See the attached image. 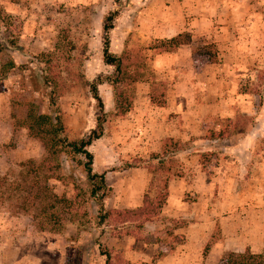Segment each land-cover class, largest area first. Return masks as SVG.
<instances>
[{"label": "rangeland", "instance_id": "rangeland-1", "mask_svg": "<svg viewBox=\"0 0 264 264\" xmlns=\"http://www.w3.org/2000/svg\"><path fill=\"white\" fill-rule=\"evenodd\" d=\"M110 12L116 16L108 31L109 52L135 50L144 67V77L132 87L143 118H119L112 111L107 78L113 68L101 60V26ZM179 33L188 34L189 45L158 51L160 42ZM204 44L214 46L212 64L192 53ZM150 81L164 86L166 98L179 81L185 94L221 99L216 104L229 113L227 118H202L201 142L198 147L184 143L174 160L175 176H185L191 184L201 175L215 185L226 172L238 187L247 190L254 184L259 189L255 200L240 196L232 212H219H234L236 219L213 227L209 248L196 242L185 246L173 231L186 220L162 209L143 225L98 219L105 211L135 208L138 197L150 188L143 161L158 154L140 149L158 140L147 134L183 124L161 110L149 113ZM92 83L103 102L105 122L101 138L86 149L92 156L91 171L104 173L103 195H96L103 198V210L89 197L81 165L85 160L67 153L45 159L40 143L23 125L27 112L55 116L67 141L83 138L94 127ZM252 128L257 133L253 149L246 141L233 154L222 150L224 143L203 140L221 130L233 144ZM194 154L196 161L189 159ZM234 157L240 162H226ZM29 160L35 167L43 164L30 168ZM253 162L257 167L252 168ZM263 167L264 0H0V264H102L100 249L111 252L112 264H225L229 251L220 249L241 239L252 252L264 254ZM33 180L41 187V203L27 210L15 198L32 195ZM181 199L186 204L195 201L188 192ZM258 199L261 207L252 209L250 203ZM228 228L245 235L227 236L232 234Z\"/></svg>", "mask_w": 264, "mask_h": 264}, {"label": "trees", "instance_id": "trees-1", "mask_svg": "<svg viewBox=\"0 0 264 264\" xmlns=\"http://www.w3.org/2000/svg\"><path fill=\"white\" fill-rule=\"evenodd\" d=\"M116 16V12H110L103 19L102 30V50L101 60L104 65L113 68V73L107 78L111 93L112 111L114 116L122 118L130 110L134 93L132 88L134 84L144 77V67L140 63L135 50L123 48L119 54L115 55L109 52L108 31L112 29V21ZM190 44L188 34L179 33L169 39L160 42L158 51L170 52L179 46H187ZM212 44H204L201 47L193 49L195 58L203 59L208 64L215 62ZM164 87V86H163ZM163 87L158 82H151L148 91V100L152 105L163 106ZM130 88V89H128ZM89 92L94 101V127L86 136L76 141H67L62 134V127L57 117L50 118L44 114H35L27 112L23 121L28 134L38 140L45 152V159L58 157L60 153H67L81 156L83 162L84 180L89 184V197L96 200L99 210H103L102 196L96 197L97 193L103 195L102 190L105 186L104 173L96 174L91 171L92 156L87 151V147L93 141L101 138L103 133V124L105 122V114L103 111V102L96 90L94 83L90 84ZM213 136V135H212ZM217 137H223V134L216 133ZM183 145L178 141L166 138L162 141L161 151L158 154H150V160H144L142 164L150 174V188L142 195L141 204L133 209L109 210L99 214L98 219L113 217L122 223H150L161 211L167 196V183L171 176L175 173L176 162L175 157L183 152ZM28 166L35 167L36 163L32 160L26 162ZM39 164H43L41 161ZM37 164L36 169L41 165ZM35 168L33 169L35 171ZM152 175V177H151ZM155 176V179L153 178ZM37 179V178H36ZM30 190L33 194H24L23 197L15 198L19 200V205L24 209H37L38 203H41L38 196L41 192L37 180H33ZM153 189V190H151ZM152 191V192H151ZM96 197V198H95ZM56 199V198H55ZM58 200V199H56ZM41 210L42 213H44ZM40 212V211H39ZM31 213V212H30ZM29 213V214H30ZM45 215V213H44ZM33 218L35 216H32ZM35 219V218H34ZM42 230V228H38ZM168 248L167 251H170ZM99 255L103 258L102 264H112L113 257L107 249H100ZM225 264H264V254L252 253L248 249L243 252H227L225 253Z\"/></svg>", "mask_w": 264, "mask_h": 264}, {"label": "crops", "instance_id": "crops-1", "mask_svg": "<svg viewBox=\"0 0 264 264\" xmlns=\"http://www.w3.org/2000/svg\"><path fill=\"white\" fill-rule=\"evenodd\" d=\"M191 78L193 79V81H197V77ZM193 81L189 80L188 82L190 88L194 85ZM151 82L152 81L148 83V91ZM180 84L181 83H179L178 81L176 86L174 87V91L169 93V96L167 98L164 94V105L161 107L152 105L149 102L148 97L147 100L149 105L151 106L148 110L149 113L158 115L159 113H161V110L166 113V115L173 114L183 120L182 126H180V128H175V126L173 125H171L170 128L169 126H165L161 131L155 130L154 132H151V134H147L148 136H150V138L151 136H154L158 140L156 142H154L153 140L149 143L147 142V146L140 147L141 150H148L149 148L150 151H157L159 153L161 151L162 141L166 138L173 139L180 142L181 144L192 141V143H195L196 147H198L197 145L199 141L201 142V140L199 139L200 137L198 136L200 135L198 123L203 120L202 118H210L214 116L219 117L220 119L229 117V113H227L226 111L221 112V109L219 108L220 106L216 104L221 103V99L217 100L214 96V98H212L211 96L206 94L194 96V92L191 94H185L184 92H182ZM211 102L215 105L211 106ZM127 115L134 116L136 118H143L145 113L141 112V109L136 105V101H132L131 108L124 115V117H126ZM169 123L172 124V121L169 120ZM253 129L254 128L247 131L241 138L237 140L236 143L233 144H229L230 136H228L227 134H223V137L220 138L216 136V133L220 132L221 130H217L216 132H214L213 136L210 137V139L206 138L203 140H205L204 142H208L210 145H216L217 142L224 143L222 146V150L226 151V153L228 152L233 154L235 151H241L242 147L246 145V141H248V144L250 145L248 146V148L253 147L255 143V136L257 135V133L254 132ZM227 141L228 143H226ZM251 143H253L252 146ZM187 152L185 153L188 154ZM252 156H254V154ZM249 157H251L250 154ZM189 159L192 161H196L197 155L194 154ZM229 161L240 162L236 160L235 157L233 159L230 158L226 160V162L228 163ZM256 164L257 163L253 162L252 168L257 167ZM222 174L223 175L220 176V178H217V180L215 181V185H210L201 175L199 177L198 175H196L195 182L193 181L191 184H188V182L186 183L185 176L181 177L173 175L174 177L171 176L169 178L167 183V196L162 207V212L175 219L186 220L184 225L176 229V232L173 231L174 235L178 233V235L181 236L182 242L183 244H185V246H189L193 242H196V245H206L204 247L209 248L210 242L209 245L207 242L211 239L213 227H218V223L220 221H223L224 219L233 221H235L236 219V217L234 216V212L226 216H221L219 212L223 210L232 212L233 209L236 208L238 203L237 198H240V196H245L246 198H248L249 196V199L255 200V197L258 195L259 189L255 188L254 184L246 190L241 185H239V187L237 186V180L234 178V176L231 177L230 174L226 172H222ZM254 180L258 181L257 179ZM186 192H188L191 196H194L195 201L190 204L184 203L181 198ZM141 199L142 196L140 195L135 207L140 206ZM260 203H263V201H260V199L252 201L250 203V207L252 209L253 207H261ZM258 212L259 210L256 211L257 214ZM228 229L230 232L232 231V234L228 235L227 232V236L237 237L240 234V236L237 238H242L243 235H245L244 233L237 232L238 230L231 228ZM226 238L229 239V237ZM240 241V243H236L235 245L227 244L223 247V249L220 250L240 253L245 249H248L250 252H252V248L249 247V243L246 244V241L244 239H241Z\"/></svg>", "mask_w": 264, "mask_h": 264}]
</instances>
